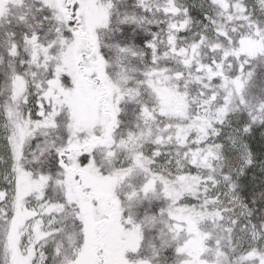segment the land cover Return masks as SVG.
Returning a JSON list of instances; mask_svg holds the SVG:
<instances>
[{"label": "snow or ice", "instance_id": "1", "mask_svg": "<svg viewBox=\"0 0 264 264\" xmlns=\"http://www.w3.org/2000/svg\"><path fill=\"white\" fill-rule=\"evenodd\" d=\"M0 264H264V0H0Z\"/></svg>", "mask_w": 264, "mask_h": 264}]
</instances>
